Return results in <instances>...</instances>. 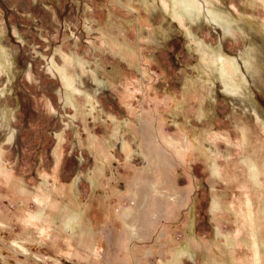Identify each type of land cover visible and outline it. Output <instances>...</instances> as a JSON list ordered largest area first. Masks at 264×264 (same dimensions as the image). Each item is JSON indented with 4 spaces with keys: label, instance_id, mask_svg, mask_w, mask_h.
<instances>
[{
    "label": "rangeland",
    "instance_id": "1",
    "mask_svg": "<svg viewBox=\"0 0 264 264\" xmlns=\"http://www.w3.org/2000/svg\"><path fill=\"white\" fill-rule=\"evenodd\" d=\"M175 1L0 0V162L13 171L0 182V264H157L171 237L178 264H249L235 216L251 201V241L264 244V4L185 13ZM22 214L60 250L20 230Z\"/></svg>",
    "mask_w": 264,
    "mask_h": 264
},
{
    "label": "bare ground",
    "instance_id": "2",
    "mask_svg": "<svg viewBox=\"0 0 264 264\" xmlns=\"http://www.w3.org/2000/svg\"><path fill=\"white\" fill-rule=\"evenodd\" d=\"M134 1V0H133ZM175 1V0H174ZM262 1V3L264 4V0H261ZM175 2H177V5H178V3L180 4V6H181V11H183V12H190V10L192 9H194L195 7L196 8H200V5L198 4V2H199V0H176ZM176 4V3H175ZM209 12H210V14L213 16V18L215 19V20H221V21H227L226 23H228L229 24V20L228 19H226L225 18V16H220L217 12H215V10H213V9H209ZM140 13V12H139ZM138 16V15H137ZM142 16V15H141ZM141 18V17H140ZM145 19V18H144ZM144 19H143V21H144ZM142 19H140V21H141ZM137 50H135V52H136ZM134 52V53H135ZM230 61V60H229ZM219 65H220V67H223V65L221 66V62L219 63ZM224 66L226 67H230L231 69H232V73L233 72H236L237 71V68L235 67V65H234V63H232L231 61L228 63V62H224ZM223 70H224V67L223 68H221V72H222V74L223 75H225L224 74V72H223ZM228 73V72H227ZM231 73V72H230ZM232 75V74H231ZM235 75L236 74H234V77H235ZM226 76H228V75H226ZM237 76V75H236ZM229 77H231V76H229ZM232 78V77H231ZM230 78V79H231ZM71 79V78H70ZM234 80V79H233ZM232 80V81H233ZM243 80V79H242ZM71 81H72V79H71ZM70 84V83H69ZM74 87V86H73ZM72 88V87H71ZM186 90V89H185ZM190 90V89H189ZM73 91V90H72ZM74 91H76L75 89H74ZM123 93H124V95H131V92H130V89L127 87H123V90H121ZM187 91V90H186ZM185 96L183 97L184 99H183V102H185L186 104H188L189 105V99H190V97H189V95H188V93L186 92L185 94H184ZM193 95V94H192ZM188 97H189V99H188ZM191 100V99H190ZM200 102V101H199ZM181 103V102H180ZM190 106V105H189ZM186 107H187V105H186ZM207 123H208V121H207ZM242 123V122H241ZM209 126V127H208ZM208 126H206L204 129H202L203 130V132H206V133H209L210 132V130H211V128H210V126H211V124L210 125H208ZM145 127L146 128H150L149 126H146L145 124L144 125H142L141 126V128H139L140 129V132L141 131H143L142 133L144 134V136L146 135V132L147 133H149L150 131H146L145 130ZM238 127V126H237ZM248 128V127H247ZM214 130V129H213ZM242 131H243V129H242ZM201 132V131H200ZM200 132L199 131H197V135L199 134L200 135ZM222 133V132H221ZM136 134V133H135ZM193 134V133H192ZM245 134V133H244ZM217 136V134H214V136ZM143 136V135H142ZM212 136V135H211ZM219 136V135H218ZM137 137V136H136ZM221 137V136H220ZM214 138V137H213ZM193 139V138H192ZM222 139V138H221ZM147 140V139H146ZM197 141V140H196ZM195 141V142H196ZM200 141V140H199ZM128 143V142H127ZM143 143V142H142ZM199 143V142H198ZM226 143H229V142H226ZM199 144H201V143H199ZM145 145H146V143H145ZM195 145V144H194ZM100 146H101V143H100ZM99 146V147H100ZM203 146V145H202ZM233 146V145H232ZM231 146V147H232ZM103 147V146H102ZM106 147V146H105ZM128 147H130V146H128ZM142 147V146H141ZM144 147V146H143ZM193 147V146H192ZM98 148V147H97ZM146 148V147H145ZM195 148V147H194ZM193 148V149H194ZM205 148V147H204ZM203 148V149H204ZM102 149V148H101ZM104 149V148H103ZM127 149V148H126ZM143 149V148H142ZM150 149H151V147H150ZM150 149L149 148H146V151H147V155H148V157L150 156ZM199 149V148H198ZM106 150H108V149H105V151ZM144 150V149H143ZM142 150V151H143ZM200 150V149H199ZM202 150V149H201ZM109 151V150H108ZM108 151L106 152L107 154H108ZM127 151L128 152H130L131 151V147L129 148V149H127ZM196 153L197 152H199L198 150L196 151V150H194ZM152 152V151H151ZM202 152V151H201ZM145 153V152H144ZM231 153H232V151H231ZM128 155H129V153H128ZM152 155H154L153 153H152ZM151 155V156H152ZM197 156H198V154H197ZM204 156V155H203ZM207 156V155H206ZM219 157V156H218ZM243 157V156H242ZM241 157V158H242ZM222 158V157H221ZM232 158V157H231ZM203 160H204V157L202 158ZM208 159V158H207ZM211 159V158H210ZM233 159V158H232ZM248 159V158H247ZM249 160V159H248ZM251 160V159H250ZM101 161V160H100ZM105 161V160H104ZM149 164H148V166L151 164V162H150V157H149ZM154 161V160H153ZM211 161V160H210ZM259 161V160H258ZM208 162V161H207ZM246 162H247V160H246ZM2 162H0V182H1V179H2V177H4L5 179V184H7V185H9V182H11V179H10V177H11V173L13 172H11V171H8L7 170V168L6 167H4L2 164H1ZM209 163V162H208ZM100 164V163H99ZM6 165V164H5ZM152 165H153V163H152ZM252 165V164H251ZM105 166H107V165H105ZM132 166V165H131ZM218 166V165H217ZM250 166V165H249ZM144 167V166H143ZM231 167V166H230ZM251 167V166H250ZM101 168H102V166H101ZM100 168V169H101ZM145 168H146V166H145ZM229 169V168H228ZM252 169V168H251ZM148 170H149V167H148ZM230 170H231V168H230ZM233 170H235V169H233ZM253 170H255V169H253ZM238 171V170H237ZM240 171V170H239ZM222 172H224V171H222ZM101 173H102V170H101V172H100V175H101ZM236 173V172H235ZM235 173H232V172H230V175H229V179H234V176H236V174ZM257 173V171H253V174L254 175H257L256 174ZM13 174H15V173H13ZM222 175L224 176V173H222ZM253 175V176H254ZM13 176V175H12ZM102 176V175H101ZM96 177H97V175H96ZM103 177V176H102ZM242 177H243V175H242ZM256 177V176H255ZM256 179V178H255ZM138 180V179H137ZM245 180V179H244ZM244 180H243V182H244ZM248 180V179H247ZM258 180V179H257ZM17 181V180H16ZM15 181V182H16ZM246 183V182H245ZM255 183H256V181H255ZM252 184V183H251ZM258 184V183H257ZM11 185V184H10ZM247 185V184H246ZM22 186V185H21ZM241 186H243V184L241 185ZM251 186V185H250ZM259 187H260V184L258 185ZM228 188H229V186H228ZM13 189H18V192H20V193H24V194H28L30 191H28L29 189H26V188H24V187H21V188H16V186H15V188H13ZM64 188H63V186L62 185H60V183H59V188H58V190L57 191H61V190H63ZM111 191V190H110ZM238 191V190H237ZM248 191V190H247ZM253 191V190H252ZM252 191H250L251 193H252ZM236 192V191H235ZM262 192V191H261ZM30 193H32V192H30ZM37 193V192H36ZM39 193V192H38ZM225 193V192H224ZM227 193V192H226ZM237 193V192H236ZM241 193V192H240ZM254 193V192H253ZM243 194H246V193H243ZM257 194H258V191H257ZM36 199L38 198V199H47L44 195H39V194H32ZM254 195H255V193H254ZM262 195V194H261ZM264 196V195H263ZM109 197V196H108ZM225 197V196H224ZM228 197H229V195H228ZM245 197V196H244ZM243 197V200L244 199H246V200H248V199H251V200H253V199H255L254 198V196L253 195H251V194H249L248 193V195L246 196V198H244ZM233 198V197H232ZM238 198V197H237ZM257 198V197H256ZM224 199V198H223ZM233 199H235V198H233ZM241 199V198H240ZM51 200V199H50ZM238 200V199H237ZM36 201V200H35ZM53 202V201H52ZM227 202V201H226ZM225 202V203H226ZM252 202V201H251ZM251 202H249V203H247V206H245V209H246V213L244 214V213H239L238 215L236 214V216H237V220L238 219H240L239 220V223L237 224L238 226H237V228H238V230L240 231V233H238L237 234V236H243L242 237V239L240 238V239H238V241H241V243H240V245L242 244L243 246L246 244L247 245V250L250 252V254H251V257H252V259L250 260L248 257H247V260H248V262H249V264H262V260L264 261V244L263 243H261V241L260 240H258V242L256 241V243L255 242H252L251 240V235H249V236H247L246 235V232H245V230L247 229V228H249L248 230H250V229H252V231H251V233H255V225L253 224V222L252 221H254L255 220V211L254 210H251V206L250 205H252V203ZM50 203V202H49ZM244 204V203H243ZM245 205V204H244ZM229 206V205H228ZM234 207H235V209H236V211H237V209H238V206H237V201H236V204L234 205ZM101 209V210H103V211H106V212H108L109 211V213H110V208H109V205L107 204V203H105V201L104 202H102V204L100 203V204H98V209ZM26 210H27V208H26ZM87 210V209H86ZM23 211V210H22ZM28 211V210H27ZM30 211V210H29ZM102 211V212H103ZM25 212V211H24ZM237 213V212H236ZM32 214H33V212H32ZM235 214V213H234ZM29 215V214H28ZM41 216V215H40ZM36 217V216H35ZM32 218H34V217H32V215L30 216H26L25 217V215H20V217L18 218L19 219V222H20V224H21V226H20V230H22L24 233H29V232H34V233H36L37 234V236L39 237V239L41 240V241H44L46 244H48L49 245V247H52V249L55 251V250H60V247H59V240H60V236H56V235H54V234H52L51 232H50V230L49 229H46V228H44L45 226H44V220H40V221H33V219ZM110 218H113V219H115L116 217H114V214H112L111 215V213H110ZM43 219V218H42ZM117 219V218H116ZM115 219V220H116ZM118 220V219H117ZM42 221V222H41ZM40 222V223H39ZM44 222V223H43ZM257 230V229H256ZM248 232V231H247ZM250 232V231H249ZM252 234V235H253ZM244 235L245 236H247V237H249L248 239H246L245 237H244ZM253 236H255V235H253ZM263 238H264V236H263ZM234 241H236L237 240V237L236 236H234V239H233ZM249 241V242H248ZM263 241H264V239H263ZM235 244V243H234ZM238 247V246H237ZM173 250L175 249V248H172ZM171 249V250H172ZM171 250L170 249H168V255H166V257H168L169 259H171V260H173V258H175L174 257V252L172 251L171 252ZM67 256H69V257H72V256H75V255H79L80 254V256H81V254L82 253H78V252H74V251H68V252H66L65 253ZM81 258H83V257H81ZM80 258V260H82ZM168 259V260H169ZM167 260V261H168ZM171 260H169V261H171ZM175 261V260H174ZM238 262V261H237ZM242 263V262H241ZM239 264H240V262H239Z\"/></svg>",
    "mask_w": 264,
    "mask_h": 264
},
{
    "label": "crops",
    "instance_id": "3",
    "mask_svg": "<svg viewBox=\"0 0 264 264\" xmlns=\"http://www.w3.org/2000/svg\"><path fill=\"white\" fill-rule=\"evenodd\" d=\"M112 191H110V193H111ZM109 193V194H110ZM109 195L107 194V197H108ZM109 198V197H108ZM107 199V198H106ZM241 200H243V199H227V202H228V205L229 206H231V208L232 209H235V207H234V205L236 204V201H237V204L238 205H240V207H241V205H242V202H240ZM235 224H238L239 223V220L240 219H238V221H237V216H235ZM259 223H261L262 224V226L264 227V222H259ZM263 227L260 229L261 231V233L262 234H264V230H263ZM250 231V232H249ZM247 233H246V235H251L252 236V234L253 233H251V231H252V229H250ZM256 232V231H255ZM170 236H174V237H177L175 234H171ZM175 241H176V238H175ZM169 242H170V246L169 245H167V247H166V249H165V253H164V255H162L161 256V258L158 260V262H157V264H178V257L175 259V258H173V260H171V259H169L168 257H166V255L168 254L167 253V250L168 249H172V248H175L174 250L172 249L171 250V252L173 251L174 253L173 254H177L178 252L179 253H181L180 251V240L178 239V237H177V242L176 243H173V241H172V237H171V239L169 240ZM235 241L233 240V243H230V245L231 246H233L232 247V250H233V248L235 249L236 247H234V246H236L235 244H237V243H235ZM188 251V250H187ZM189 252H190V254L191 255H193L195 258L197 257L196 256V254H197V252H194V250L193 249H190L189 250ZM178 255V254H177ZM236 256L234 255L233 257H231V264H239V260H237L236 258H235ZM171 260V261H169V260ZM168 260V261H167ZM175 260V261H174ZM199 261V260H198ZM238 261V262H237ZM139 262H140V264H148V263H145V260L144 259H142V257H140V259H139ZM198 264H225V262H223V261H221L220 259L219 260H217V262L215 261V259H209V258H204V256H203V260H201V261H199V263Z\"/></svg>",
    "mask_w": 264,
    "mask_h": 264
}]
</instances>
